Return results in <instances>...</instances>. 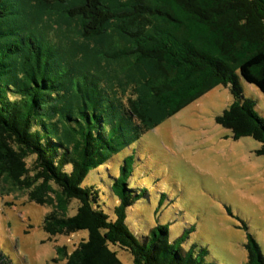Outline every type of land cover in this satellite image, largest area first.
<instances>
[{
  "label": "trees",
  "instance_id": "16d2710c",
  "mask_svg": "<svg viewBox=\"0 0 264 264\" xmlns=\"http://www.w3.org/2000/svg\"><path fill=\"white\" fill-rule=\"evenodd\" d=\"M136 1L0 0V182L52 207L43 225L51 236L89 232L73 251L58 248L66 264H123L111 242L129 250L136 264H219L206 260V247L199 253L180 247L188 230L175 242L168 226L152 228L143 241L130 230L127 210L140 196L129 182L134 155L125 157L109 189L119 198L116 218L97 207L101 188L83 183L92 169L221 84L231 87L234 101L218 122L235 139L256 138L264 154V117L241 84L264 93V0ZM169 1L208 26L219 55L156 15L175 19ZM45 22L75 37L62 46L43 32ZM117 28L131 38V50H106ZM115 62L134 83L125 101L109 83ZM74 200L77 212L69 215ZM251 238L249 263L264 264ZM0 260L6 263L2 253Z\"/></svg>",
  "mask_w": 264,
  "mask_h": 264
},
{
  "label": "rangeland",
  "instance_id": "374dc122",
  "mask_svg": "<svg viewBox=\"0 0 264 264\" xmlns=\"http://www.w3.org/2000/svg\"><path fill=\"white\" fill-rule=\"evenodd\" d=\"M167 3L175 19L165 13L156 15L170 21V29L185 27L188 39L219 55L208 26L174 1ZM44 25L47 37L57 36L62 46L65 39L75 37L54 22ZM117 29L120 32L108 33L111 42L106 50H131V38ZM110 68L114 95L121 101L134 96V83L126 80L124 69H117L116 62ZM241 84L245 96L257 102V111L264 117V93L244 79ZM233 101L231 87L218 85L92 169L83 185L101 188L97 207L116 218L119 198L109 189L125 157L134 155L129 182L140 196L127 210V224L138 239L145 240L152 228L164 225L169 227L171 242L188 230L190 234L180 247L184 251L195 247L197 253L206 247L208 261L250 264L251 237L264 254V154L259 153L261 143L256 138L235 139L232 131L218 122V115ZM0 186H4L3 194L0 191V253L5 264H66L58 248L67 247L71 252L89 237L87 230L51 236L43 226L50 205L29 200L26 190H17L8 182L2 181ZM78 205L74 200L69 215L77 212ZM110 247L123 264H136L129 250L112 242Z\"/></svg>",
  "mask_w": 264,
  "mask_h": 264
}]
</instances>
